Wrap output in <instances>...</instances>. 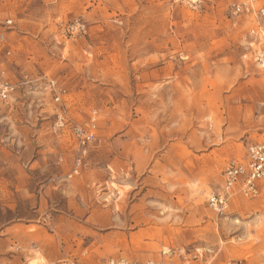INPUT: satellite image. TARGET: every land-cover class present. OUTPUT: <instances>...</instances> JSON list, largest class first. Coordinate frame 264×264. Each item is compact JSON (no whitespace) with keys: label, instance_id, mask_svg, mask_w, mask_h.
<instances>
[{"label":"rangeland","instance_id":"374dc122","mask_svg":"<svg viewBox=\"0 0 264 264\" xmlns=\"http://www.w3.org/2000/svg\"><path fill=\"white\" fill-rule=\"evenodd\" d=\"M263 9L0 0V264H264V183L223 214L207 203L264 145ZM75 20L87 32L69 39ZM91 117L82 156L71 127Z\"/></svg>","mask_w":264,"mask_h":264},{"label":"built area","instance_id":"2783aa9c","mask_svg":"<svg viewBox=\"0 0 264 264\" xmlns=\"http://www.w3.org/2000/svg\"><path fill=\"white\" fill-rule=\"evenodd\" d=\"M251 9L245 4L234 5L231 9V15L236 17L241 14H249ZM264 14V9L259 12ZM11 20L5 22L6 26H11ZM63 34L68 36L69 39H75L86 35L85 26L79 21H73L66 25L63 29ZM253 34V32H251ZM5 42V37L0 34V44ZM253 64L264 70V53L255 51L252 56ZM14 86L7 79L4 78L3 72L0 71V100L6 101ZM54 102L59 103L60 97L57 96ZM64 122L60 115L57 116V125L63 126ZM97 124L95 117H91L88 123L83 125H74L71 127V132L76 139L81 155L86 154L87 146L95 140V132L97 130ZM76 163L75 170L77 172ZM264 183V145L257 144L250 146L247 150L246 158L243 162L231 161L226 166L223 172V184L220 190L216 193H212L207 198L208 206L211 210L218 214H223L228 207V200L235 190L247 199L256 198L259 194L260 185ZM103 264H131L126 260H114L110 259ZM138 264V263H134ZM152 264V263H146Z\"/></svg>","mask_w":264,"mask_h":264},{"label":"bare ground","instance_id":"6f19581e","mask_svg":"<svg viewBox=\"0 0 264 264\" xmlns=\"http://www.w3.org/2000/svg\"><path fill=\"white\" fill-rule=\"evenodd\" d=\"M34 263V262H33ZM32 264V263H31ZM34 264H37V263H34Z\"/></svg>","mask_w":264,"mask_h":264}]
</instances>
